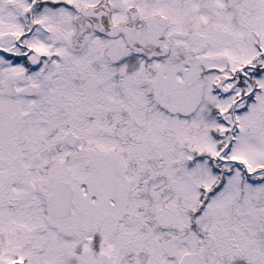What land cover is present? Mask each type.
Instances as JSON below:
<instances>
[{
	"label": "snow or ice",
	"instance_id": "snow-or-ice-1",
	"mask_svg": "<svg viewBox=\"0 0 264 264\" xmlns=\"http://www.w3.org/2000/svg\"><path fill=\"white\" fill-rule=\"evenodd\" d=\"M0 264H264V0H0Z\"/></svg>",
	"mask_w": 264,
	"mask_h": 264
}]
</instances>
